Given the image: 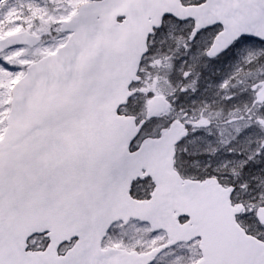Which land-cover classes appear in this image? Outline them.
I'll list each match as a JSON object with an SVG mask.
<instances>
[{"label": "snow or ice", "instance_id": "1", "mask_svg": "<svg viewBox=\"0 0 264 264\" xmlns=\"http://www.w3.org/2000/svg\"><path fill=\"white\" fill-rule=\"evenodd\" d=\"M0 264H264V0H0Z\"/></svg>", "mask_w": 264, "mask_h": 264}]
</instances>
